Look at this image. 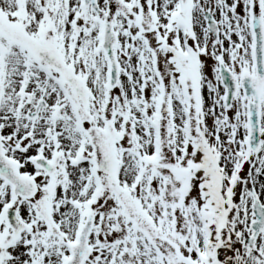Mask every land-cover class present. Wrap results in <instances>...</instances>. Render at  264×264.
I'll return each instance as SVG.
<instances>
[{"label":"snow or ice","instance_id":"6c2138e0","mask_svg":"<svg viewBox=\"0 0 264 264\" xmlns=\"http://www.w3.org/2000/svg\"><path fill=\"white\" fill-rule=\"evenodd\" d=\"M0 264H264V0H0Z\"/></svg>","mask_w":264,"mask_h":264}]
</instances>
